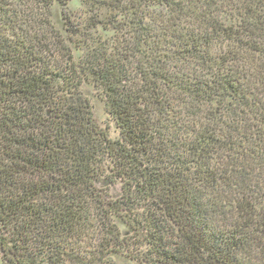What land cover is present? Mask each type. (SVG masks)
<instances>
[{
  "label": "trees",
  "instance_id": "obj_1",
  "mask_svg": "<svg viewBox=\"0 0 264 264\" xmlns=\"http://www.w3.org/2000/svg\"><path fill=\"white\" fill-rule=\"evenodd\" d=\"M116 256L264 264V0H0V258Z\"/></svg>",
  "mask_w": 264,
  "mask_h": 264
},
{
  "label": "rangeland",
  "instance_id": "obj_2",
  "mask_svg": "<svg viewBox=\"0 0 264 264\" xmlns=\"http://www.w3.org/2000/svg\"><path fill=\"white\" fill-rule=\"evenodd\" d=\"M28 7L31 13L35 12L33 5L29 3ZM69 11L74 15L78 16L83 13V7L79 4H72ZM55 14L56 13H54V15ZM57 17L58 14L55 15V19H57ZM83 87L85 88V95L90 100L93 106V111L97 124L104 130H106L112 139H116L119 136V132L111 116L106 111L105 102L99 97L96 89L90 87L87 83H85ZM110 168L112 169V167ZM111 169H109V171L106 172V176H103L101 178L102 181L100 183L98 182L97 184L101 189H105L114 198L122 194L123 184L119 179L115 178V172H111ZM112 171L114 170L112 169ZM106 177L108 180L105 179ZM111 178H113L114 182L111 181L112 180ZM122 230L123 232H125L124 233L125 235H132L131 230L128 229L127 227H122ZM114 260L117 261L116 264H137L136 262H134L133 260L127 257L116 256ZM0 264H6V263H4L0 258Z\"/></svg>",
  "mask_w": 264,
  "mask_h": 264
}]
</instances>
